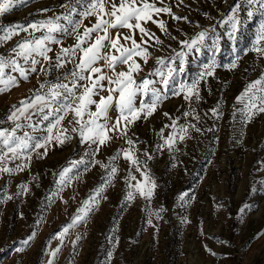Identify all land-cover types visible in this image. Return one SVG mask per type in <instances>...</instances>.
<instances>
[{
    "label": "rangeland",
    "instance_id": "obj_1",
    "mask_svg": "<svg viewBox=\"0 0 264 264\" xmlns=\"http://www.w3.org/2000/svg\"><path fill=\"white\" fill-rule=\"evenodd\" d=\"M63 2L32 0L0 17V24H27L59 14ZM177 2L165 0L166 4L171 3L177 16H187L191 22L174 21L162 14L161 19L176 40L169 39L149 22L147 27L163 44L150 41L151 56L147 64L140 61L143 71L136 75L137 81L142 78L159 81V77L149 73L159 67L157 58H167L181 50L179 40L191 39L203 29L208 30V36L199 51L188 53L185 71H177L167 98L154 114L136 121L128 133L135 141V155L141 161L146 160L145 152L152 157L147 160V168L157 184L154 195L151 199L136 195L133 200H126L127 193L134 191L130 184L136 183L128 180L129 173L138 179L140 174L123 155L115 161L110 158L118 150L130 147L127 137L117 136L95 156H86L91 149L79 143L76 134H71V141L63 147L51 148L43 159L34 155L28 170L0 177L3 190L0 197H13L0 202V264H46L48 251L60 245L59 239L50 237L58 235L83 201L92 196L96 197L98 207L86 222L69 230L55 264H264V113L251 122L243 121L239 114L233 117L236 96L264 73V59L250 51L261 17L249 20L246 11L241 10L240 31L236 39H230L227 35L230 29L222 19L237 0H183L179 7ZM44 8L53 11L41 13ZM92 22L85 20L84 24ZM24 35L21 33L0 47V53H6ZM74 42L72 38L63 39L64 46ZM52 47L59 51V46ZM237 58L239 67L230 70ZM213 62L215 75L206 84L201 82L203 99L192 105L201 119L182 116L189 105L182 95H173L172 90L181 83L190 84ZM71 67L69 64L68 68ZM125 67L119 66L117 71ZM46 80H55V76L37 72L18 87L0 94V120L4 121L0 127H9L6 114L11 107L31 97ZM155 86L163 90L162 84ZM141 98L146 102L151 99L150 95ZM217 102L222 112L219 119L210 111ZM110 115L114 117L116 113ZM173 119L178 125L196 124L201 132L189 129L185 140L177 144L179 151L169 152L166 148L158 151V146L164 143L159 133L163 128L167 137L173 129L165 125H171ZM64 124L71 127L67 119ZM46 125L47 122L41 127ZM81 158L88 162V170L83 165L74 170L72 175L78 173L80 178L58 191L61 169L70 166V160ZM101 164L116 167V175L110 177V167L103 168ZM21 184H27L29 191L18 196ZM100 187L103 191L97 194ZM184 193L187 195L182 201L179 197ZM32 232L36 233L35 239L28 246L22 245L20 241ZM77 236L81 239L73 245ZM19 247L25 250L16 252Z\"/></svg>",
    "mask_w": 264,
    "mask_h": 264
},
{
    "label": "snow or ice",
    "instance_id": "obj_2",
    "mask_svg": "<svg viewBox=\"0 0 264 264\" xmlns=\"http://www.w3.org/2000/svg\"><path fill=\"white\" fill-rule=\"evenodd\" d=\"M30 2L32 0H0V17ZM182 3L183 0H178L176 6L179 7ZM59 7L63 9L59 14L54 13L27 24H0V47L25 33L6 53H0V94L18 87L21 81H28L30 75L37 72L45 76H55V80L41 82L31 97L21 100L19 105H13L6 114L9 127H0V177H11L28 170L34 155L37 159H43L51 148L63 147L71 141V134H76L79 143L87 144L91 149L85 153L86 156H95L101 147L108 145L115 137L123 136L127 137L126 143L130 147L118 150L110 160L115 161L123 155L141 177L138 179L129 173L128 180L136 183L130 184L134 191L127 193L126 200H133L136 195L151 199L157 187L147 168V160L152 157L145 152L146 160L141 161L135 155V141L128 137V133L136 121L151 117L167 98L169 86L176 79L177 71H185L188 53L199 51L208 36V30H201L191 39L179 40L181 50L174 51L173 56L157 58L159 67L149 75L159 77V81L148 78L137 81L136 75L143 71L140 61L147 64L151 56L148 50L150 41L163 44L147 27L149 22L168 35L169 39L176 40L177 37L171 36L166 21L161 19V16L163 14L174 21L190 23L187 16H177L172 11L171 3L166 4L165 0H64ZM241 10L246 11L249 20L257 15L261 17L250 51L264 59V0H237L230 8V13L222 19V23L230 29L227 33L230 39H236L240 31L243 23L239 15ZM49 11L53 10L40 9L41 13ZM85 20L94 22L85 25ZM64 38H72L75 42L64 46ZM52 45L59 46V51H55ZM69 64L72 65L71 68H68ZM119 66L126 67L117 71ZM215 67L213 62L190 84L181 83L178 89L172 90L173 95H182L189 105L188 111L182 113V116L192 117L196 121L201 119L192 105L203 99L201 82L206 84L209 77H214ZM238 67L239 58L229 66L230 70ZM157 83L163 85V90L155 86ZM149 95L150 102L141 98ZM210 111L213 117L219 119L222 115L219 102ZM112 112L116 113L114 117L110 115ZM262 113L264 73L260 78L248 83L236 96L233 117L239 114L243 121L251 122ZM164 116L168 117L169 114L164 113ZM66 119L71 127L64 124ZM3 122L0 120V124ZM45 122L47 125L42 128L41 125ZM165 127H171L173 131L165 137L163 128L161 129L159 135L164 143L158 146V151L164 148L169 152L179 151L177 144L185 140L189 129L201 132L196 124L178 125L175 119L171 121V125ZM40 149H43V152L39 151ZM68 163L70 166L63 167L58 174V191L71 184L73 179L80 178L78 173L72 175L74 170L82 165L85 171L88 170V162L84 158L73 159ZM94 163L100 164L99 161ZM100 166L110 167V177H114L118 171L114 166ZM18 187V196L29 191L27 184ZM102 191L103 187L96 190L97 194ZM54 195H58V192ZM186 195L187 193H184L179 199L183 201ZM12 198L10 195L3 196L0 197V202ZM96 207V197H89L83 201L71 222L58 235L50 237L59 239L60 245L48 251L46 264H55L69 230L86 222ZM240 211L243 214L245 209ZM157 216L159 217V213ZM35 237L36 233L32 232L20 243L28 246ZM80 239L81 237L77 236L76 240L72 241L73 245ZM24 250L25 247H19L16 252ZM111 255L109 253V260Z\"/></svg>",
    "mask_w": 264,
    "mask_h": 264
},
{
    "label": "water",
    "instance_id": "obj_3",
    "mask_svg": "<svg viewBox=\"0 0 264 264\" xmlns=\"http://www.w3.org/2000/svg\"><path fill=\"white\" fill-rule=\"evenodd\" d=\"M204 30V29H203Z\"/></svg>",
    "mask_w": 264,
    "mask_h": 264
}]
</instances>
